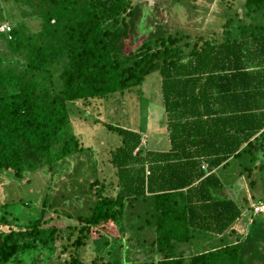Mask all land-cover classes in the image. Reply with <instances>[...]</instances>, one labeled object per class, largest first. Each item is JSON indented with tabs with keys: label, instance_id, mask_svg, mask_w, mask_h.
Segmentation results:
<instances>
[{
	"label": "trees",
	"instance_id": "obj_1",
	"mask_svg": "<svg viewBox=\"0 0 264 264\" xmlns=\"http://www.w3.org/2000/svg\"><path fill=\"white\" fill-rule=\"evenodd\" d=\"M8 1L0 0V178L23 185L47 171L53 180L63 176L59 163L67 170L76 160L69 176L78 177L86 154L92 169L72 183L77 211L61 264H86L90 241L93 264H264V212H254L264 205V165L255 167L264 152V0H244L212 37L166 27L144 0ZM154 73L169 149L143 142L142 129L103 122L119 138L108 182L74 112L122 103ZM52 193L40 209L23 198L3 205L0 223L10 228L0 232V264H36L42 251L53 258L58 228L47 215L62 196ZM25 209L26 222L17 216ZM140 251L148 257L135 262Z\"/></svg>",
	"mask_w": 264,
	"mask_h": 264
},
{
	"label": "rangeland",
	"instance_id": "obj_2",
	"mask_svg": "<svg viewBox=\"0 0 264 264\" xmlns=\"http://www.w3.org/2000/svg\"><path fill=\"white\" fill-rule=\"evenodd\" d=\"M148 1L150 6H154L159 9L160 13L157 19H162V21L165 22L163 25H166V27L172 30H183L187 27L195 28L196 30L198 29V33L200 31H204L207 37H212V35L216 36L218 32L223 33L227 15L235 13L232 12L234 9L243 7L242 2H244V0H181L176 3H172L173 0H144L146 3ZM5 2H7L10 6L13 4L11 3L12 1L2 0V4ZM238 10L240 11L241 9ZM18 15L19 12L16 11L14 13V16H16V19L14 18L15 21H17ZM34 21L37 25H35L34 22H30V24L33 28H36L38 27V22H36V20ZM8 23L6 24L7 26L13 27L12 21L9 20ZM144 36L145 35L140 36L138 44ZM138 44L128 43L127 51L133 50ZM156 75L157 74L154 73L149 76L143 84V87L140 86L133 88L132 91L126 92V95L122 98V103H120V99L117 102L115 99H110V103H107L103 109H100L96 105V107L86 108V110L76 108L74 112V116L79 118V120H76L77 134L85 141V147L91 146L94 149L93 154H96V159L99 163L98 169L100 168L101 170H104L106 174L105 177L108 182L115 178V171L108 166V163L110 159V151H112V149L119 143V138L116 134L109 132L106 128H103V122L117 123L121 124V127H135L136 129L138 128L142 130L146 127L144 131L140 130L143 142L148 141L146 144L149 143L152 148L156 147L154 146L156 145V141H159L160 138L162 140L164 139L161 137V134H165L164 123L166 122V117L161 111V82H157L158 78ZM141 87L142 90L139 91ZM97 119L102 120L100 121V124H96L95 121ZM87 131H90V134L88 133V135H85ZM257 154L259 153L257 152ZM81 159L85 160V166L79 169V180L77 176H69L76 167L78 160H76V162L73 161L71 163V168H68L67 170H62L63 162L59 163V168L55 173L57 175L62 174L63 176L61 178H54L53 180L52 175H49L47 171L34 173L29 177L30 181H26L23 185L17 184L14 180L13 182L7 176L0 178V218L4 215V211L2 209L4 204H11L19 201L21 198L26 201L29 200L31 207H38L39 209L42 208L44 201H41L39 197L45 196L46 188L48 187L52 188L53 193L58 192L57 195L52 193L53 196H62V200L58 201L60 203L51 208L47 215V218L50 219V225H55L58 228V236L55 238V254L53 258L49 259L45 256L46 252L42 251L38 260L34 259V263L36 264H61L60 257L63 253V247L71 241L68 239L70 232L68 227L70 224H75V220L71 221L68 215H74L76 213L77 204L72 202L70 197L74 195V192L78 191V188H72V183L74 185H79V182L83 183L82 180L86 178L90 172H92V169L88 165V155H83ZM261 164L264 165V152H261L260 160L255 163V167ZM65 175H68L69 178ZM69 181H71L69 185H66ZM63 184L65 186H63ZM242 184L243 187L249 191L250 186L247 182L246 184ZM260 192H262L261 189ZM56 210L60 211L61 215L55 212ZM254 212H264V205L255 206ZM31 213L32 211L25 209L23 213L19 215L17 214V216L20 218L24 217V222H26L29 219V216L27 215ZM247 226L248 222L245 215L243 219L238 221L234 226V230H236L238 234L242 235L246 233ZM9 228V225L0 223V232H8ZM14 229L21 230V228L16 226H14ZM93 237L95 238L96 235ZM73 239H75V237H73ZM92 246L93 242L90 241L81 251V256L86 264H93L95 257H97L96 252H93ZM144 254V252H141L133 256L131 253V258L137 262L136 260H143L146 256L148 257V254L146 256Z\"/></svg>",
	"mask_w": 264,
	"mask_h": 264
},
{
	"label": "crops",
	"instance_id": "obj_3",
	"mask_svg": "<svg viewBox=\"0 0 264 264\" xmlns=\"http://www.w3.org/2000/svg\"><path fill=\"white\" fill-rule=\"evenodd\" d=\"M164 128H165V133L167 132V127H166V122L164 123ZM160 135V134H159ZM161 139V138H160ZM159 144L158 143H155L156 145H159L160 148H163L164 150H168L169 149V146H168V143L165 141L164 142V139L162 140H159Z\"/></svg>",
	"mask_w": 264,
	"mask_h": 264
},
{
	"label": "built area",
	"instance_id": "obj_4",
	"mask_svg": "<svg viewBox=\"0 0 264 264\" xmlns=\"http://www.w3.org/2000/svg\"><path fill=\"white\" fill-rule=\"evenodd\" d=\"M1 30L2 31H8V32H10L11 31V27H9V26H7L6 25V29H5V25L1 28ZM203 168H205L204 166H203Z\"/></svg>",
	"mask_w": 264,
	"mask_h": 264
}]
</instances>
